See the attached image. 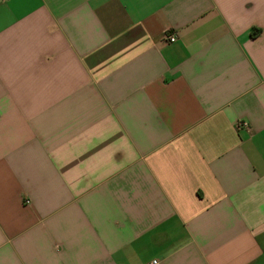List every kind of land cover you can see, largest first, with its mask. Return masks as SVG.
<instances>
[{
	"label": "crops",
	"instance_id": "0c3cea01",
	"mask_svg": "<svg viewBox=\"0 0 264 264\" xmlns=\"http://www.w3.org/2000/svg\"><path fill=\"white\" fill-rule=\"evenodd\" d=\"M153 260L264 264V0H0V264Z\"/></svg>",
	"mask_w": 264,
	"mask_h": 264
},
{
	"label": "built area",
	"instance_id": "2783aa9c",
	"mask_svg": "<svg viewBox=\"0 0 264 264\" xmlns=\"http://www.w3.org/2000/svg\"><path fill=\"white\" fill-rule=\"evenodd\" d=\"M176 39H177V36L174 34V33H172V32H170V33H167L166 35H165V40L166 41H168V42H174V41H176ZM242 125H247V122H242L241 123V126ZM151 264H158V261L157 260H153L152 262H151Z\"/></svg>",
	"mask_w": 264,
	"mask_h": 264
},
{
	"label": "trees",
	"instance_id": "16d2710c",
	"mask_svg": "<svg viewBox=\"0 0 264 264\" xmlns=\"http://www.w3.org/2000/svg\"><path fill=\"white\" fill-rule=\"evenodd\" d=\"M257 34H258V30L255 29V30L253 31L252 35L255 36V35H257Z\"/></svg>",
	"mask_w": 264,
	"mask_h": 264
}]
</instances>
